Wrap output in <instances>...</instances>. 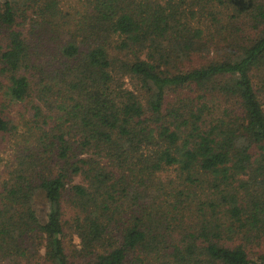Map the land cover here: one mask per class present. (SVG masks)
<instances>
[{
	"label": "trees",
	"instance_id": "obj_1",
	"mask_svg": "<svg viewBox=\"0 0 264 264\" xmlns=\"http://www.w3.org/2000/svg\"><path fill=\"white\" fill-rule=\"evenodd\" d=\"M32 97L0 264H264V0H0L1 136Z\"/></svg>",
	"mask_w": 264,
	"mask_h": 264
},
{
	"label": "rangeland",
	"instance_id": "obj_2",
	"mask_svg": "<svg viewBox=\"0 0 264 264\" xmlns=\"http://www.w3.org/2000/svg\"><path fill=\"white\" fill-rule=\"evenodd\" d=\"M33 102L32 105L29 103H17L11 105L5 109V113L9 116L12 121L13 130L9 134L5 136L0 135V170L3 171L9 166H12L15 162V145L20 142V145L25 142L27 139L28 130L34 127L33 115H34V98L32 97ZM29 143H26L28 146ZM18 163V162H17ZM16 163V164H17ZM168 175H175L174 170H170L168 173H164ZM7 172L3 174L6 176ZM167 175V176H168ZM166 177V176H163ZM162 177V178H163ZM38 214L42 217L45 216L47 212V205L45 204V200L43 196L37 197L36 200ZM66 243L69 249H72L74 245L79 246V239L77 236H72L67 231Z\"/></svg>",
	"mask_w": 264,
	"mask_h": 264
}]
</instances>
